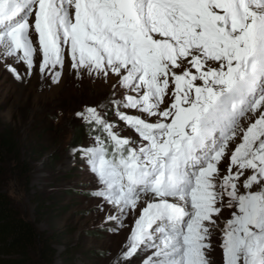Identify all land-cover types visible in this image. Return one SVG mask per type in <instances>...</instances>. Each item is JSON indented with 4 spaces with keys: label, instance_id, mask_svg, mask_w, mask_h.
<instances>
[{
    "label": "snow or ice",
    "instance_id": "1",
    "mask_svg": "<svg viewBox=\"0 0 264 264\" xmlns=\"http://www.w3.org/2000/svg\"><path fill=\"white\" fill-rule=\"evenodd\" d=\"M66 60L117 78L75 114L106 230L139 212L111 264H212L217 233L223 264H264V0H0L16 79L23 63L58 83Z\"/></svg>",
    "mask_w": 264,
    "mask_h": 264
},
{
    "label": "rangeland",
    "instance_id": "2",
    "mask_svg": "<svg viewBox=\"0 0 264 264\" xmlns=\"http://www.w3.org/2000/svg\"><path fill=\"white\" fill-rule=\"evenodd\" d=\"M33 39L35 42L36 37ZM17 67L23 80L0 64V131L10 132L15 147L0 163V190L37 230L47 229L55 236L50 242L56 251L51 261L43 259L37 247L31 254L33 262L63 264L64 252L69 264H111L139 212L126 217L117 231L106 230L116 225L104 222V213L95 210L99 201L88 193L96 187V176L79 152L94 143L95 131L90 132V125L75 114L85 106L108 104L117 78L111 76L106 81L87 74L78 76L67 60L58 83L38 70L25 75L23 63ZM109 119L123 129L121 135L140 140L113 111H109ZM223 167L226 171L227 162ZM37 196L48 200L47 210L38 215L34 206ZM229 216L230 210H224L223 218ZM219 237L217 233L210 253L212 264H223ZM133 264H139V259Z\"/></svg>",
    "mask_w": 264,
    "mask_h": 264
},
{
    "label": "trees",
    "instance_id": "3",
    "mask_svg": "<svg viewBox=\"0 0 264 264\" xmlns=\"http://www.w3.org/2000/svg\"><path fill=\"white\" fill-rule=\"evenodd\" d=\"M89 131L94 132L90 129ZM14 148L12 135L7 129H2L0 131V163L3 161V155L9 154ZM34 199L37 215L39 212H45L48 208L47 198L37 196ZM54 237V234L52 235L47 229L37 230L0 190V264H34L31 254L37 250V247L42 252L43 259L50 260L56 252L50 246ZM61 255L63 264H69L70 258L64 252Z\"/></svg>",
    "mask_w": 264,
    "mask_h": 264
}]
</instances>
